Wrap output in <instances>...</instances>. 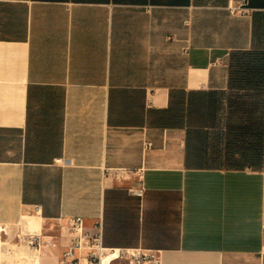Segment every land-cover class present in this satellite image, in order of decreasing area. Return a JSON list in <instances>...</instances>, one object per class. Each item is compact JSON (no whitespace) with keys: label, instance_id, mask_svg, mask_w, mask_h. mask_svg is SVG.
<instances>
[{"label":"crops","instance_id":"0c3cea01","mask_svg":"<svg viewBox=\"0 0 264 264\" xmlns=\"http://www.w3.org/2000/svg\"><path fill=\"white\" fill-rule=\"evenodd\" d=\"M233 1L0 0L4 264H59L76 217L160 264H264V0Z\"/></svg>","mask_w":264,"mask_h":264},{"label":"built area","instance_id":"2783aa9c","mask_svg":"<svg viewBox=\"0 0 264 264\" xmlns=\"http://www.w3.org/2000/svg\"><path fill=\"white\" fill-rule=\"evenodd\" d=\"M228 8L231 12L245 13L247 8L242 2L235 6L233 0H229ZM107 176L116 180H123L130 175L141 178L142 170L130 171L126 169H111L105 171ZM143 187L130 190V193L138 198L144 194ZM264 193V188H262ZM261 208L264 209V194H262ZM81 217H76L66 222V228L72 235L68 247L63 251L59 258V264H160L159 254L155 251L142 248H105L102 246V225L98 223L94 231L87 232ZM262 225H264V210H262ZM264 230V226H262ZM3 235H7L6 228H0ZM17 243L25 245L30 251L40 252L43 244L38 234L19 232L16 235ZM5 246L0 240V251ZM8 252L10 250L8 249ZM0 264H4L0 260Z\"/></svg>","mask_w":264,"mask_h":264}]
</instances>
